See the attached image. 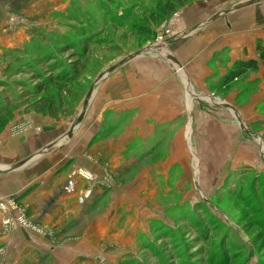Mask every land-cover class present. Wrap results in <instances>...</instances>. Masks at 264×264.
<instances>
[{
  "label": "rangeland",
  "instance_id": "rangeland-1",
  "mask_svg": "<svg viewBox=\"0 0 264 264\" xmlns=\"http://www.w3.org/2000/svg\"><path fill=\"white\" fill-rule=\"evenodd\" d=\"M34 3H0V166L12 168L0 174L42 164L61 178L57 230L40 229L66 248L56 264H264V130L239 108L257 86L251 72L226 88L212 74L193 90L176 56L182 36L213 31V0ZM153 60L158 78L180 73L183 100L164 126L125 132L136 112L115 106L129 98L115 85ZM30 191L0 195L4 225L45 220Z\"/></svg>",
  "mask_w": 264,
  "mask_h": 264
},
{
  "label": "crops",
  "instance_id": "crops-1",
  "mask_svg": "<svg viewBox=\"0 0 264 264\" xmlns=\"http://www.w3.org/2000/svg\"><path fill=\"white\" fill-rule=\"evenodd\" d=\"M8 1L10 0H0V3L4 5ZM33 2L38 6L42 5L41 0H21L24 6L33 5ZM213 8L218 10L213 14L217 15L213 21V31L182 36L183 39L180 37L183 41L179 42L176 56L185 69L183 71H186L184 77H188L193 90H204L208 86L206 77H211L212 74L216 86L226 88L231 81L225 82L224 78L237 61L256 60L257 67L241 75L251 72L247 82L256 84L257 89L249 93L248 102L241 104L239 108L241 116L253 118L252 121L264 130V62L258 56L257 50L259 44H264V0H213ZM16 38L20 44V40H24L26 35L22 36L20 32L16 34ZM212 58L213 67H210L207 63ZM155 61L149 62L151 71L147 72L146 77L132 82L127 79L124 83L115 85V100L129 91L126 96L129 98L123 103H115V106H121L124 110L130 108V111L136 112L133 116L131 113L129 130L125 132H152L153 126H146L145 118L160 119L159 123L164 126L168 123L167 119L178 112L174 114L171 109L178 110L183 100L180 94L186 89V82L176 69L178 77L158 78L157 75L163 74L165 69L161 66L162 63L157 65ZM174 61L177 63L176 59ZM134 90L136 93L131 94ZM229 94L232 97V93ZM25 138V135L9 138L7 150L11 151L16 146L24 145ZM41 165H30L25 169H18L15 173L0 174V195L17 198L31 188L29 195L23 198L30 206L29 211H32L34 216L37 213L47 214L44 221L36 222L35 216L34 222L28 221L27 224H15L12 227L4 225L0 219V264H56L63 259L66 262L68 260V254L64 253L66 248H53L50 236L40 232L44 227L57 230V223L48 221V216L54 213L59 205L56 195L61 183V178L52 174L49 165ZM65 209L70 212L73 210H68V207ZM63 224L65 226V223ZM71 255L70 253L69 258Z\"/></svg>",
  "mask_w": 264,
  "mask_h": 264
},
{
  "label": "trees",
  "instance_id": "trees-1",
  "mask_svg": "<svg viewBox=\"0 0 264 264\" xmlns=\"http://www.w3.org/2000/svg\"><path fill=\"white\" fill-rule=\"evenodd\" d=\"M75 51V53H79L77 47L73 46L72 47ZM257 50L259 52V57L263 60L264 62V44H259L257 46ZM257 67L256 60L254 59H249L246 61H237L232 69L228 72V74L225 76L224 81L225 82H230L233 79L237 78L244 72H246L249 69H255ZM41 85V84H40ZM39 85V86H40Z\"/></svg>",
  "mask_w": 264,
  "mask_h": 264
},
{
  "label": "water",
  "instance_id": "water-1",
  "mask_svg": "<svg viewBox=\"0 0 264 264\" xmlns=\"http://www.w3.org/2000/svg\"><path fill=\"white\" fill-rule=\"evenodd\" d=\"M90 92H91V91H89V92L87 93V96H86V97H89V96H90ZM34 156H36V155H34ZM34 156H32V157H30V158H28V159H26V160H23L22 162H19V163H18V166H16V168H19L20 165H23V164L29 162L31 159H33ZM11 169H12V168H10V167H2V166H0V172H7V171H10Z\"/></svg>",
  "mask_w": 264,
  "mask_h": 264
},
{
  "label": "bare ground",
  "instance_id": "bare-ground-1",
  "mask_svg": "<svg viewBox=\"0 0 264 264\" xmlns=\"http://www.w3.org/2000/svg\"><path fill=\"white\" fill-rule=\"evenodd\" d=\"M162 49V48H161Z\"/></svg>",
  "mask_w": 264,
  "mask_h": 264
},
{
  "label": "built area",
  "instance_id": "built-area-1",
  "mask_svg": "<svg viewBox=\"0 0 264 264\" xmlns=\"http://www.w3.org/2000/svg\"><path fill=\"white\" fill-rule=\"evenodd\" d=\"M71 185V184H70Z\"/></svg>",
  "mask_w": 264,
  "mask_h": 264
}]
</instances>
